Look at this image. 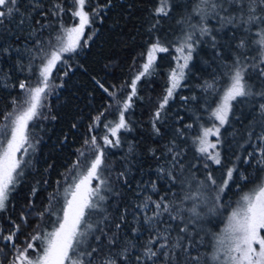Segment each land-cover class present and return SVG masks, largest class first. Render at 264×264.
Here are the masks:
<instances>
[{"label":"trees","instance_id":"1","mask_svg":"<svg viewBox=\"0 0 264 264\" xmlns=\"http://www.w3.org/2000/svg\"><path fill=\"white\" fill-rule=\"evenodd\" d=\"M57 2L65 10L61 15L54 16L51 10H54L53 5ZM106 2L91 0L86 10L93 5L103 6ZM36 3L41 7L32 9L29 0H22L20 10L25 16L23 23L21 15L17 14L0 25V48L11 50L10 55L0 56V125L7 123L5 115L13 112L14 107L18 108L22 101L19 84H35L36 68L50 53L60 25L70 27L79 22L71 15V0H36ZM195 3L196 0H170L169 15L156 16L154 10L158 0H111V5L104 9L101 16L93 18L85 27L84 35L91 36V39L86 47L76 53L64 54L67 63L58 64L53 70L52 86L45 107L41 109L42 115L29 125L31 156L18 187L11 194L7 211L0 213L2 234L12 230L13 222L19 224L18 242L23 245L36 225L41 223L37 214L48 205L50 194L59 192L62 198L64 188L76 171L73 166L77 165L78 158L90 161L94 157L91 138L95 136L105 153L104 175L120 192L119 196H112L108 201L110 228L114 232L115 224L120 223L119 247L130 249L131 264H136L134 257L142 253L152 234L148 225L143 223L144 213L136 206L149 195L157 200L167 193L165 198L171 200L172 192L179 189V185H176L170 190L168 180L158 171L172 168L171 158L176 151L181 153L185 175L196 178L189 190L193 194H196L197 181H206L208 173L219 185L227 178L228 169L235 168L233 181L229 182V189L221 196V203L230 207H225L222 215L208 213L199 222L203 225L201 235L207 242V246L201 248V253L212 255V234L221 232L227 215L236 207L240 196L264 176V169L259 163L264 142L258 139L264 132V118L259 114V103L264 102V98L257 95L233 102L229 122L220 128L219 143L216 136L209 137L210 142L216 143L214 151L219 152L220 164L205 161L197 151L198 137L204 128L212 127L213 123L219 125V121L210 117L221 102V89L227 80L225 73L231 71L238 53L248 55L246 62L249 64L255 63L251 57L256 55L255 50L249 52L236 47L240 38L236 29L227 26L215 31L220 25L217 20L210 19L207 23L214 29L215 45L208 37L200 38L196 33L195 39L199 42L192 52L184 78L174 89L168 104L160 110V118H155L170 87L171 71L176 69L178 62L183 63L182 59H174L179 56L176 48L181 38L190 31L189 25L198 23L199 17L192 11ZM37 41L40 42L39 49ZM157 41L168 51L156 53L149 73L137 82V94L132 97L131 107L125 113L131 130H120L119 145H105L104 136L116 139L111 136L108 125L109 122L114 125L118 121L117 108L120 105L97 81L110 92H116L122 104L131 93V80L143 71L148 49ZM13 49H19V52ZM30 57H36L31 61L32 73L27 70ZM69 66L71 70L64 76L63 72ZM245 78L254 93L264 90V77L254 69L250 68ZM209 84L213 87L209 88ZM14 100L16 105L13 104ZM153 122L160 129L159 135L153 129ZM86 140L89 143L86 144ZM169 148L173 151L170 152ZM81 152L84 153L83 157L80 156ZM205 162L208 168L204 167ZM77 167L83 171L80 165ZM120 173H125L127 183L125 178L117 179ZM240 174L249 179L241 180ZM152 182L156 183L158 191H151ZM96 183L94 180L93 185ZM201 191L208 197L209 203L202 205L200 211L207 213L216 193L211 188ZM29 202L33 206L31 209L28 208ZM191 203L189 201L185 207H190ZM28 211L32 215L27 216L25 224L20 216ZM148 214L151 215L150 212ZM121 216H124L123 221ZM48 220L49 217L45 216L41 227L47 224L50 229ZM157 227L160 230L168 229L172 238L178 232V222L167 219V216ZM0 247H3L2 243ZM13 258L12 249L6 247L4 253L0 254V264H8Z\"/></svg>","mask_w":264,"mask_h":264},{"label":"snow or ice","instance_id":"2","mask_svg":"<svg viewBox=\"0 0 264 264\" xmlns=\"http://www.w3.org/2000/svg\"><path fill=\"white\" fill-rule=\"evenodd\" d=\"M21 3L22 0H0V25L17 14L21 15V23L24 22L25 16L20 10ZM29 3L32 9L41 7L36 0H29ZM71 3V15L78 18V24L70 27L60 25L50 53L36 68L35 84L26 82L19 84L23 93L22 101L18 108L14 107L13 112L5 115L4 120L7 123L0 125V213L7 211L11 194L24 175V166L27 162L23 157L28 154V148L32 147L29 140V125L42 115L41 109L45 107V101L52 86L53 70L58 64L67 63L63 58L64 54L76 53L87 46L91 36L85 37V27L93 18L101 16L104 9L111 5V0H107L103 6L93 5L88 10L86 5L91 4V0H71ZM53 9L50 10L54 16L61 15L65 10L58 2L53 5ZM170 11V0H158V6L154 10L156 16H168ZM192 11L199 17L198 23L189 25L190 31L181 38L176 48L179 56L174 59L178 61L182 59L183 63L178 62L176 69L171 71L170 87L166 90L167 94L161 101L155 118L157 120L160 118V110L165 108L169 98L173 97L174 89L179 87L180 80L184 78L185 69L192 59V52L199 42L195 39L196 33H199L200 38L208 37L214 46L216 36L213 34L214 29L208 26V20H217L220 28L215 31L227 26L236 29L240 34L236 47L241 50L247 49L249 52L255 50L256 55L251 57L255 63H247L249 56L244 52L237 54L231 71L225 73L227 80L221 89V102L211 112L210 118L214 117L216 121H219V125L213 123L212 127L204 128L202 135L198 137L197 151L205 161L211 160L215 164H220L219 152L214 151L216 143L210 142L209 137L216 136L219 143L220 128L229 122L228 117L234 101L257 95L264 98V90L254 93L252 86L245 78L250 68L264 77V0H196ZM43 15L46 16L47 13ZM36 46L40 48L39 41ZM13 50L19 52V49ZM167 51L168 48L158 41L151 45L143 71L131 80L129 85L131 93L122 104L116 92H110L97 81V84L113 97L116 104L120 105L117 108L118 121L114 125L109 122L108 125L111 136L116 139L111 140L107 135L104 136L105 145H119L120 130H131L125 113L131 107L132 97L137 94V82L149 73L155 54ZM10 54L9 48H0V56ZM33 59L36 57H30L27 69L30 73H32ZM70 70L71 66L64 70L63 75L67 76ZM208 87L212 88L213 85L209 84ZM13 104L16 105L17 102L14 100ZM259 114L264 118V102L259 103ZM52 118L55 119V117ZM187 127L192 126L187 125ZM153 129L157 135L160 134V129L156 127L155 122H153ZM258 139L264 142V132ZM85 143L89 141L86 140ZM91 145L95 151L94 157L90 161H81L78 158L77 165H80L83 171L77 165L73 166L76 171L64 188L62 198L59 192L50 194L48 205L37 214L41 223L36 225L23 245L18 242L19 224L13 222L12 230L7 234H2L0 231V243L3 244V247H0V254L4 253L6 247H10L13 252L14 258L9 260L8 264H131L130 249L119 247L120 223L115 224L116 231L113 232L110 228L108 201L112 196H119L120 192L104 175L105 153L97 144L95 136L91 138ZM169 151L172 152L173 149L169 148ZM260 153L259 163L264 169V148L260 149ZM153 155H155L154 152ZM80 156L83 157L84 153L81 152ZM180 157L181 153L176 151L171 158L172 168L167 171L162 168L158 170L160 175L168 180L170 190L179 185L178 191L172 192L173 199H166L167 193L157 200H153L149 195L142 204L136 206L141 213H144L143 223L152 230L149 240L143 246L142 253L134 257L136 264H264V176L240 196L236 207L232 208L227 215L221 232L212 234L213 253L207 256L201 253V248L206 247L207 242L201 235L203 225L199 222L204 220L208 213L222 215V210L230 207L221 203V196L225 190L229 189V182L233 181L235 168L228 169L227 178L219 185L212 174L208 173L206 181H197L196 194H193L189 190L196 178L194 175H185V166ZM204 167H209L207 162ZM120 178H125L127 183L125 173H120L117 179ZM240 179L246 181L249 177L240 174ZM94 180L97 182L95 185H93ZM204 188H211L216 193L212 197L207 213L200 211L202 205L207 206L209 203L208 197H205L201 191ZM151 191H158L155 182L151 183ZM32 195H35V189ZM189 201L192 202L191 206L185 207ZM32 207L29 202L28 208ZM149 212L151 215L148 214ZM29 215H32L31 211L22 212L21 221L26 224ZM45 216L49 217L50 229L47 224L41 227ZM165 216L169 220L178 222L175 238H172L168 229L160 230L157 227ZM120 219L123 221L124 216Z\"/></svg>","mask_w":264,"mask_h":264},{"label":"rangeland","instance_id":"3","mask_svg":"<svg viewBox=\"0 0 264 264\" xmlns=\"http://www.w3.org/2000/svg\"><path fill=\"white\" fill-rule=\"evenodd\" d=\"M30 156H31V149L30 148H28V154L27 155H25L24 157H23V159H24V161H26L27 163H26V165L28 164V162H29V158H30ZM24 170H25V166H24ZM258 247V246H257Z\"/></svg>","mask_w":264,"mask_h":264}]
</instances>
